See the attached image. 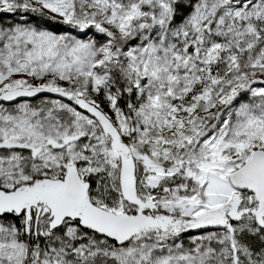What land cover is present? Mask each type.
I'll return each instance as SVG.
<instances>
[{
    "label": "snow or ice",
    "instance_id": "6c2138e0",
    "mask_svg": "<svg viewBox=\"0 0 264 264\" xmlns=\"http://www.w3.org/2000/svg\"><path fill=\"white\" fill-rule=\"evenodd\" d=\"M0 14V264H264V0Z\"/></svg>",
    "mask_w": 264,
    "mask_h": 264
},
{
    "label": "trees",
    "instance_id": "16d2710c",
    "mask_svg": "<svg viewBox=\"0 0 264 264\" xmlns=\"http://www.w3.org/2000/svg\"><path fill=\"white\" fill-rule=\"evenodd\" d=\"M0 17H2V14H0Z\"/></svg>",
    "mask_w": 264,
    "mask_h": 264
}]
</instances>
